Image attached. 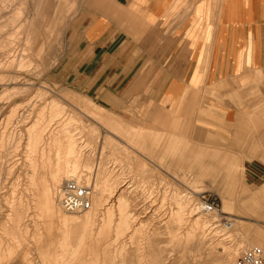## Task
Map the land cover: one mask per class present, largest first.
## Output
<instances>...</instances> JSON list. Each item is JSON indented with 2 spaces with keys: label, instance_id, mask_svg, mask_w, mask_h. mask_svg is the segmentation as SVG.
<instances>
[{
  "label": "rangeland",
  "instance_id": "obj_1",
  "mask_svg": "<svg viewBox=\"0 0 264 264\" xmlns=\"http://www.w3.org/2000/svg\"><path fill=\"white\" fill-rule=\"evenodd\" d=\"M73 1L0 0V37H9V42L12 41L7 47L11 48L8 53L10 55L12 52L11 57L5 55L2 52L4 49L0 48V58L4 55L0 59V251L11 248L14 243L9 224L5 222L13 207H20L24 225L29 230V238L12 258L7 254L2 258L0 253V258L3 259H0V264H41L42 259L44 264H152L150 259L153 248L160 249L161 264L168 260L174 264H214L215 259V264H221L217 260L221 261L224 248L231 243L237 244L239 252L246 248L264 251V96L254 92L252 129H226L224 132L204 128L202 121L195 117L184 120L180 127H173L174 129H158L142 124L134 117H126L124 113L105 109L71 81V76L78 72L77 67L80 64L78 56L68 53L67 49L70 45L69 20L76 11ZM22 49L26 53L28 50V54L24 53L25 56L19 59V53L24 52ZM7 56L9 63L2 64ZM1 64L10 65L4 68ZM53 100L59 102V105L52 107L54 109L48 107ZM92 103L100 106L103 114L120 122L125 130L131 128L135 131L128 133L130 135L122 129H118L119 134L114 130L116 135L108 133L106 130L117 128L111 129L102 122L103 126H108L104 129L100 123L92 122L83 115L85 107ZM238 106L245 108L241 102H238ZM37 116L40 127L44 125L45 129H84L80 141L91 137L97 147L105 146L102 159L104 161L101 162L108 174L110 173L105 179L107 181L104 183V179L98 180L99 177L94 176L91 170L86 174L87 176L89 173L88 180L81 179L84 185L87 182L90 187L94 182H97L94 183L96 186L107 183L102 191L103 202L99 208L102 210L97 212L98 217L100 214L104 216L103 222L106 225H102L106 228L103 227L101 231L98 229V233L96 230L93 232L95 240L90 243V247L86 246L88 250L81 254L84 257L80 255L77 258L76 254V257L73 255L74 251L71 253L70 250H74L72 248L76 246L73 244L67 251L71 256L68 254L64 256L67 259L62 257V260L59 253L61 247L66 249L67 245L60 244L57 240L51 242L53 231L45 216L38 186L48 178L46 162L39 164L40 173L35 174V179L38 180L34 184L29 182V168L25 159L26 130ZM63 120L67 121V125H62ZM43 171L44 174L41 173ZM174 192L178 194L177 198L187 195L185 199L183 197L184 200L192 199L197 204L203 199H214L219 206V226L205 230L204 235L199 232L191 241L185 240L182 229L178 230L176 224L168 223L170 211L177 208L173 204L177 200ZM121 196L125 199L122 202L127 205H123V210V207L116 206V199ZM109 209L112 211L106 214ZM119 212L121 215L129 212L127 217H130L126 224L123 223L125 213L120 218ZM185 215L191 220L202 215L209 219L202 211L190 213L187 210ZM221 218L232 221L230 229H224ZM31 222L38 223V226L32 227ZM171 231L181 234V240L173 242ZM55 257L58 261L54 260Z\"/></svg>",
  "mask_w": 264,
  "mask_h": 264
},
{
  "label": "crops",
  "instance_id": "obj_2",
  "mask_svg": "<svg viewBox=\"0 0 264 264\" xmlns=\"http://www.w3.org/2000/svg\"><path fill=\"white\" fill-rule=\"evenodd\" d=\"M72 4L71 81L102 107L158 129L193 117L206 129H252L254 92L264 96V0Z\"/></svg>",
  "mask_w": 264,
  "mask_h": 264
},
{
  "label": "bare ground",
  "instance_id": "obj_3",
  "mask_svg": "<svg viewBox=\"0 0 264 264\" xmlns=\"http://www.w3.org/2000/svg\"><path fill=\"white\" fill-rule=\"evenodd\" d=\"M36 4V3H35ZM27 34V33H26ZM29 36V35H28ZM9 38V37H8ZM6 37V39H2L0 37V48H3L4 50L2 51L5 55H8V53L10 52L9 50L11 49L10 46L8 49V44H12L9 42L10 39H8ZM27 39V38H26ZM36 39V37H35ZM39 40V39H38ZM27 41V40H26ZM28 42V41H27ZM25 43V42H24ZM28 44V43H27ZM26 44V45H27ZM14 45V44H13ZM30 45V44H29ZM25 46V45H23ZM28 46V45H27ZM31 46V45H30ZM13 49V47H12ZM24 49V48H23ZM22 49V50H23ZM21 50V49H20ZM20 50L18 51V53L20 52ZM24 51V50H23ZM26 51V50H25ZM21 52L19 53V59H21L22 57H24V53L26 52ZM31 51V50H30ZM17 52V51H16ZM2 54V53H1ZM0 54V55H1ZM12 54V52H11ZM10 54V55H11ZM28 54V50H27V53ZM8 55V56H10ZM31 55V54H30ZM4 56V55H3ZM2 56V57H3ZM7 56V58L5 59V61H3L2 64L4 63H7L9 59ZM1 57V58H2ZM11 57V56H10ZM14 57V56H13ZM18 57V56H17ZM0 58V59H1ZM4 58V57H3ZM16 58V57H15ZM14 58V59H15ZM27 58V57H26ZM19 59H18V63H19ZM28 59H31V58H28ZM4 60V59H3ZM13 60V59H12ZM26 60V59H25ZM15 62V61H14ZM22 62H23V59H22ZM9 63V62H8ZM7 63V64H8ZM26 63V62H25ZM1 64V65H2ZM2 65L4 68L5 66H8L11 64V61H10V64L9 65ZM14 64V63H13ZM21 64V63H20ZM19 65V64H18ZM24 64H22L23 66ZM14 66V65H12ZM20 66V65H19ZM1 68V67H0ZM3 68V69H4ZM7 68V67H6ZM12 68V67H11ZM2 69V68H1ZM12 78V77H11ZM15 78V77H14ZM11 80V79H10ZM1 84V83H0ZM14 87V86H13ZM19 88V87H18ZM18 95V94H17ZM34 97V96H33ZM36 97V96H35ZM58 99V98H57ZM60 101V100H59ZM33 103V102H32ZM59 102H57L56 100H53L49 105L48 107L52 108V107H56ZM61 103V102H60ZM25 104V103H24ZM29 104V103H28ZM12 105V104H11ZM18 105V104H17ZM69 105V104H68ZM27 106V105H26ZM44 106V105H43ZM42 106V107H43ZM41 107V110H43ZM47 107V109H48ZM62 107V106H61ZM46 108V106H45ZM60 108V106H59ZM63 108V107H62ZM72 108V107H71ZM86 108V111H83V115L86 116V118H90L92 120V122L94 121L95 123H100L102 128L104 127V129H107L108 126H110V128L112 127H116L117 129H114L111 131L110 129L106 130L108 133H112L114 135H116L119 131L118 129H122L124 130L127 134L128 133H132L131 131L129 130H125L124 127H122V124L120 122H117L115 120H113L110 117H108L107 115L103 114V109L100 108L99 106H97L96 104L92 103V105H87ZM84 108V110H85ZM54 109V108H52ZM51 109V110H52ZM61 109V108H60ZM16 110V109H15ZM29 110V109H28ZM57 110V108H56ZM55 110V111H56ZM81 110V109H80ZM45 111V110H43ZM49 111V110H48ZM53 111V112H55ZM61 111V110H60ZM59 111V112H60ZM64 111V110H63ZM46 112V111H45ZM52 112V111H51ZM50 112V113H51ZM59 112H57L59 114ZM62 112V111H61ZM78 112V111H77ZM80 112V111H79ZM82 112V111H81ZM37 113V112H36ZM48 113V112H47ZM57 113H56V119L58 116H60V114L57 116ZM53 114V113H52ZM63 114V112H62ZM55 115V114H54ZM62 116V115H61ZM64 116V115H63ZM43 117V116H42ZM70 117V116H68ZM105 117H107L108 119H106ZM51 118V117H50ZM49 118V119H50ZM62 118H65V117H62ZM104 118L106 119L104 121ZM41 120H43L42 118H40ZM67 119V118H66ZM9 120V119H8ZM34 120V119H33ZM52 120V119H50ZM60 120V119H59ZM65 120V119H64ZM63 120V121H64ZM68 120V119H67ZM7 121V120H6ZM62 121V120H61ZM75 121V120H74ZM99 121V122H98ZM39 117L37 116L34 120V122L32 123V125L29 126V128L26 130V134H27V139H26V153H25V159H26V164L29 168L28 170V173L30 175V179H29V182H32L31 184H34L35 181H37L35 178V174L36 173H40L39 172V164L40 163H43V162H46L47 165H48V178H45V180L42 182V184H38L39 188H40V192H41V195H40V199H41V203L43 205V208H44V211H45V216L47 218V221L48 223L50 224L49 226H51V229L53 231V234H52V237H53V240L51 241L52 243L54 241H59L60 244H66L67 246H65L66 249H64L63 247H61V251H60V255H61V259L63 260L62 257L68 255L67 254V251L69 250L68 248H71L74 246L72 249L74 250H70L71 253L73 254L74 252V256L76 257V255L78 256L77 258H79V256L83 253H85V250L88 248V246L90 247V243H92L95 238H94V234L93 232L96 230L98 233V229L101 231L103 230V227L105 222H103V219H104V216L100 214V216L98 217L97 215V212L99 210H102V209H99L100 206H102V196L104 195L102 193V191L107 187V183L106 185L105 184H99V186L97 185H94V183L97 184V182H94L93 183V186L90 187L89 186V183L85 182V185L86 186H89L90 189H91V194H92V199H91V207L84 211V212H81V213H74V212H70L71 214H77V215H66V213H69V212H66L64 211L61 206H60V191H61V187L63 185V183L67 180V179H70V178H74V179H77L78 181H82L81 179H83V181H86L88 180L87 179V172H89V170H91L90 172L93 171V175L94 176H97L99 177L98 180H102V179H106L108 178L107 175H110V173L108 174V172L106 171V168L105 166L103 167V163L101 162V160L103 159V149L104 147L103 146H99L97 147V144L96 142L94 143L93 140L88 137H86L87 139L83 140V141H80L82 140L81 137H82V133L84 132V129H67V128H64V129H45V127L43 128V126H39ZM50 122V121H49ZM70 122V121H69ZM102 122H104V124H107L108 126H103L102 125ZM7 123V122H6ZM63 124L62 125H65L67 123V121H64L62 122ZM57 124H59V121L57 122ZM9 125V124H8ZM20 125V124H19ZM39 126L38 128L34 129L36 126ZM46 125V123H45ZM67 125V124H66ZM49 126V125H48ZM54 126V125H53ZM58 126V125H57ZM70 126V124H69ZM100 126V127H101ZM67 127V126H66ZM6 128V127H5ZM4 128V129H5ZM55 128V127H54ZM111 128V129H112ZM94 130V129H93ZM116 130V131H114ZM86 131V130H85ZM96 131V129H95ZM113 131L116 133H113ZM90 132V131H89ZM93 132V131H92ZM91 133V132H90ZM96 134V133H94ZM93 134V135H94ZM104 134H105V131H104ZM119 134V133H118ZM124 134V133H123ZM130 135V134H128ZM90 136V135H89ZM95 136V135H94ZM103 136V135H102ZM119 136V135H118ZM112 137V136H111ZM110 137V138H111ZM124 137V136H123ZM3 138V137H2ZM105 138V137H104ZM84 139V138H83ZM113 139V138H112ZM115 139V138H114ZM104 140V139H103ZM116 140V139H115ZM118 140V139H117ZM3 141V140H2ZM101 141V140H100ZM98 142V141H97ZM111 142V141H110ZM126 142V141H125ZM102 143V142H101ZM108 143V142H107ZM106 143V144H107ZM105 144V143H103ZM123 144V143H122ZM111 145V144H110ZM107 146V145H106ZM114 148H116L114 146ZM118 148V147H117ZM131 148V147H130ZM118 150V149H117ZM115 151V150H114ZM129 151V150H128ZM143 158V157H142ZM55 160V162H54ZM104 161V160H102ZM94 162H95V165H94ZM107 162V161H106ZM53 163V165H52ZM95 167H94V166ZM105 165V164H104ZM94 167V169H93ZM158 168V167H157ZM41 173H45L44 171L41 172ZM92 175V174H91ZM111 177V176H110ZM110 177H109V180H110ZM173 178V177H172ZM114 179V177L112 178ZM91 180V178H90ZM95 180V178H94ZM96 180V181H98ZM117 180V179H116ZM174 180V179H173ZM82 181V182H83ZM107 180L104 181V183L106 182ZM91 182V181H90ZM101 182V181H98V183ZM109 182V181H108ZM116 182V181H115ZM112 183V181L110 182ZM114 183V182H113ZM92 184V183H91ZM117 184V183H116ZM109 185V183H108ZM181 185V184H179ZM113 186V184H112ZM122 186V185H121ZM116 187V185H115ZM120 187V186H119ZM118 187V189H119ZM129 187V186H128ZM110 188V187H109ZM113 188V187H111ZM123 188V187H122ZM125 190L127 189L126 187H124ZM181 189V188H180ZM184 189V188H183ZM123 190V189H121ZM174 190V189H173ZM177 190V189H176ZM109 191V189H108ZM112 191V190H110ZM116 191V190H115ZM190 191V190H189ZM105 192V191H104ZM122 192V191H121ZM120 192V193H121ZM125 192V191H123ZM122 192V193H123ZM177 192V191H176ZM174 192V193H176ZM188 192V191H187ZM111 193H114V192H111ZM119 193V194H120ZM121 193V194H122ZM174 198H177L178 194H174ZM182 193V192H181ZM192 193V192H191ZM193 193L196 194L195 191H193ZM103 194V195H102ZM106 194V192H105ZM118 194V192H117ZM114 195V194H113ZM113 195H111L113 197ZM181 195V194H180ZM184 195V194H183ZM110 196V197H111ZM117 196V195H116ZM171 196V195H170ZM187 196V195H186ZM185 196V197H186ZM111 197V198H112ZM124 197H125V194H124ZM124 197H116L117 201L116 203L118 205V207L122 208L123 205H125L122 200H125ZM128 197V196H127ZM182 199L184 196H181ZM181 197H178L177 200L175 201L174 200V203H173V198L171 197L172 199V203L175 204V207H177L175 210H171L170 213H169V218L168 220L170 222L168 223H171L172 224H176L179 229H182V233H183V237L185 240L187 241H191V239H193V237L197 236V234H200L199 232H202V235L203 232L207 229H214L216 227H218L219 225L217 224L218 221H219V214H210L212 216H210L209 214H205V216H209L208 220L207 218L203 217L202 216H198L196 218H194L193 220L191 219H188V217H186L185 215V212H187V210H189V212H197V211H200V208H199V203L197 204L195 201V203L192 202V199L191 201H188L187 200H182ZM123 198V199H122ZM115 199V198H113ZM131 199V198H130ZM190 200V198H189ZM114 201V200H113ZM112 201V202H113ZM198 201V200H197ZM107 202V201H106ZM126 202V201H125ZM133 202V201H132ZM115 203V202H114ZM113 203V205H114ZM135 205V204H134ZM133 205V206H134ZM139 205V204H138ZM17 206V205H16ZM115 206V205H114ZM127 206V205H125ZM132 206V207H133ZM137 206V205H136ZM188 208H187V207ZM109 207H112V206H109ZM102 208V207H101ZM134 208V207H133ZM186 208V209H185ZM108 209V208H107ZM124 207L121 209L123 210ZM127 209V208H126ZM111 209H109L107 212H105L106 214L110 211ZM114 210V209H113ZM118 211H121L119 209H117ZM112 211V210H111ZM130 211V210H129ZM112 213V212H110ZM121 212H119L118 214H120ZM125 213V212H124ZM123 213V214H124ZM129 213V212H128ZM127 213V215H128ZM203 213V212H202ZM221 213H224V211H222ZM121 215L120 214V218H123V216L126 215ZM124 217L123 219V223L126 224L128 220V218L130 217ZM130 215V214H129ZM219 215V216H218ZM103 216V218H102ZM108 216V215H107ZM110 216V215H109ZM108 216V217H109ZM122 216V217H121ZM98 217V218H97ZM113 217V216H112ZM132 217V216H131ZM137 217V216H136ZM111 218V216H110ZM110 218L108 220H110ZM118 218V216H117ZM134 218V217H133ZM211 218V219H210ZM137 219V218H136ZM23 217H22V210L20 209V207H13L11 209V212L10 214L7 215L6 219H5V222L9 224V229H11L10 231V235L12 237V240L14 243L11 244V248H6L2 251H0V253L2 254V258L6 257V254L8 255V257L12 258L15 253L17 252V250L22 247V245L24 244V241H26L29 236L27 235L29 233V230L27 229V225H24V221H23ZM120 220V219H118ZM122 220V219H121ZM33 221V220H31ZM107 221V220H105ZM111 221V220H110ZM109 221V222H110ZM137 221V220H136ZM159 221V220H158ZM112 222V221H111ZM114 222V221H113ZM120 222V221H119ZM135 222V221H133ZM31 226L32 227H37L38 226V223L35 224V222H31ZM108 223V221H107ZM122 223V221H121ZM137 223V222H136ZM146 223V222H145ZM111 224V223H110ZM114 224V223H112ZM116 224V223H115ZM106 225V223H105ZM109 226V224L107 225ZM123 225H121L122 227ZM173 227L175 225H172ZM171 226V227H172ZM117 227V226H115ZM127 227V225H126ZM160 227V226H159ZM106 228V227H104ZM120 228V226H119ZM123 228V227H122ZM177 228V227H176ZM126 229V228H125ZM129 229V228H128ZM140 229V228H139ZM23 230V231H22ZM109 230V229H108ZM121 230V229H120ZM127 230V229H126ZM134 230V229H133ZM175 230V229H174ZM177 229L175 231H178ZM218 230V229H217ZM99 231V232H100ZM116 231V230H115ZM170 231V230H169ZM173 232L171 231V237H172V241H178V240H181L180 239V235L178 234V232ZM219 231V230H218ZM221 231V230H220ZM219 231V232H220ZM105 232V231H104ZM122 232V231H121ZM136 232V231H135ZM134 232V233H135ZM156 232V231H155ZM214 232V231H213ZM181 233V232H180ZM217 233V232H216ZM103 234V233H102ZM116 236V235H115ZM200 236V235H199ZM99 237V235H98ZM108 237V236H107ZM106 237V238H107ZM118 237V236H117ZM181 236V238H183ZM109 238V237H108ZM202 238V236H201ZM118 239V238H117ZM74 242H73V241ZM116 240V239H115ZM173 241V242H174ZM186 241V243H187ZM197 241V239H196ZM99 242V241H98ZM97 242V243H98ZM117 242V241H116ZM72 244V245H71ZM74 244V245H73ZM171 244V243H170ZM71 245V246H70ZM96 245V243L94 244ZM70 246V247H68ZM87 246V248H86ZM101 246V245H100ZM119 246V245H118ZM126 246V245H125ZM24 247V246H23ZM93 248V246H91ZM113 247V246H112ZM121 247V246H120ZM123 247V246H122ZM159 247V246H158ZM91 248V250H92ZM163 248V247H162ZM152 249V248H151ZM165 249V248H164ZM88 250V249H87ZM90 250V249H89ZM96 250V248H95ZM239 247L237 246V244L235 243H231L229 244L227 247L224 248V251L222 253V256H221V261L217 260L218 262H221V264H234L235 262V259H236V256L238 255L239 253ZM19 251V250H18ZM21 251V250H20ZM74 251V252H73ZM132 251V250H131ZM135 251V250H134ZM151 251V250H150ZM149 251V252H150ZM164 251V250H163ZM46 252V251H45ZM45 252L43 254H45ZM92 252H94L92 250ZM96 252V251H95ZM104 252V251H103ZM115 252V251H114ZM264 253V251H262ZM52 254V253H51ZM76 254V255H75ZM160 254H161V251L159 248H157L156 250H154L153 248V252L151 254V263L152 264H161V258H160ZM71 256V254H69ZM163 255V254H162ZM46 256V255H45ZM82 256V255H81ZM138 257V255H136ZM25 257V256H24ZM41 257V256H39ZM52 257V256H51ZM54 257V255H53ZM84 257V256H82ZM88 257V256H87ZM0 258V259H2ZM10 258L7 259V261L10 260ZM57 257L54 258V260L56 261ZM66 258V257H64ZM73 258V257H72ZM81 258V257H80ZM168 258V257H167ZM166 258V259H167ZM67 259V258H66ZM211 259V258H210ZM218 259V258H217ZM3 260V259H2ZM83 260V259H82ZM149 260V261H150ZM165 260V259H164ZM171 260V259H170ZM216 260V259H215ZM215 260H214V264H215ZM42 263L41 264H44V260L42 259L41 260ZM46 261V259H45ZM58 261V260H57ZM61 261V260H60ZM59 261V262H60ZM211 261V260H210ZM62 262V261H61ZM74 262V261H73ZM40 263V262H39ZM50 263V262H49ZM63 263V262H62ZM60 263V264H62ZM78 264V263H77ZM162 264H174L172 262H169L168 261H165V263H162ZM213 264V263H212ZM220 264V263H219Z\"/></svg>",
  "mask_w": 264,
  "mask_h": 264
},
{
  "label": "built area",
  "instance_id": "obj_4",
  "mask_svg": "<svg viewBox=\"0 0 264 264\" xmlns=\"http://www.w3.org/2000/svg\"><path fill=\"white\" fill-rule=\"evenodd\" d=\"M91 189L80 180L67 179L60 191V206L66 212L81 213L91 207ZM200 211L206 214H218L219 206L214 199H203L199 203ZM224 229H230L232 221L228 218H221ZM234 264H264V253L258 248H246L241 250Z\"/></svg>",
  "mask_w": 264,
  "mask_h": 264
}]
</instances>
